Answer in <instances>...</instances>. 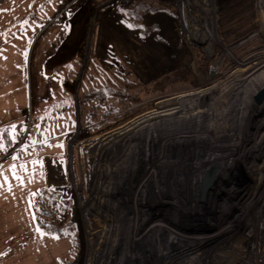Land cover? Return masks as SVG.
Wrapping results in <instances>:
<instances>
[{
    "label": "rangeland",
    "instance_id": "374dc122",
    "mask_svg": "<svg viewBox=\"0 0 264 264\" xmlns=\"http://www.w3.org/2000/svg\"><path fill=\"white\" fill-rule=\"evenodd\" d=\"M160 1L172 10L146 14L157 29L143 35L121 12L132 0H0V209L31 201L46 165L66 264H254L245 235L264 191V94L222 88L264 69V0ZM46 52L70 82L42 77L35 95ZM95 62L145 87L97 133L79 96ZM207 157L223 172H202ZM206 174L214 186L201 191Z\"/></svg>",
    "mask_w": 264,
    "mask_h": 264
},
{
    "label": "trees",
    "instance_id": "16d2710c",
    "mask_svg": "<svg viewBox=\"0 0 264 264\" xmlns=\"http://www.w3.org/2000/svg\"><path fill=\"white\" fill-rule=\"evenodd\" d=\"M156 3L162 5V7H157ZM160 9L167 12H171L172 10L170 4L161 2L160 0H132L131 3L121 8V12L131 26L140 27L142 34L148 35L153 28L157 29V27L155 25H153V27H145L143 19L146 14L156 13ZM93 65L94 67H98V70H96V73L92 71L87 73L88 75L85 76L84 87L81 88L79 96L82 105V125L91 126L92 132L97 133L109 127L113 121L116 122L117 119L122 118L124 113L112 119L113 121H107L114 114L120 112L125 106L128 108L137 103V101L141 99V93L144 91L145 87L135 80L136 78H132L131 76L130 78L128 74L120 70V66H116L112 71L110 70L107 72L102 67L96 66V62L93 63ZM111 101L115 102L118 108L113 106ZM56 109L59 108L56 107ZM70 109H72V105ZM139 109L140 107H134L126 113H133ZM45 140L46 139L41 137L36 138V147L38 148L45 145ZM31 147L32 145L27 148L30 149ZM49 193V190L46 188H41L37 190L31 198L37 224L45 232L67 235L51 220L53 213L50 212L47 214L46 212V208H48L50 203Z\"/></svg>",
    "mask_w": 264,
    "mask_h": 264
},
{
    "label": "crops",
    "instance_id": "0c3cea01",
    "mask_svg": "<svg viewBox=\"0 0 264 264\" xmlns=\"http://www.w3.org/2000/svg\"><path fill=\"white\" fill-rule=\"evenodd\" d=\"M45 57L47 59L43 71L44 76L41 75L37 83L35 95L39 92L42 77L55 82L57 88H62L63 82L64 84L70 82L67 71L65 70L66 74L64 76L62 75L63 67L58 68L59 65L55 66V56H51L46 52ZM70 60L68 58L66 62L61 64H64L65 67ZM47 71L49 72L46 75ZM52 89L54 88L52 87ZM63 93L62 97L59 94L55 95L54 100L58 101L65 97ZM44 168L45 173L41 180L31 187L33 192L41 188L49 190V185L46 182L47 166L45 165ZM29 194L30 192L25 204L23 202L10 203L0 209V264H66L65 261L70 248L69 243L64 246L65 235L45 232L37 224ZM53 237H58V239Z\"/></svg>",
    "mask_w": 264,
    "mask_h": 264
},
{
    "label": "bare ground",
    "instance_id": "6f19581e",
    "mask_svg": "<svg viewBox=\"0 0 264 264\" xmlns=\"http://www.w3.org/2000/svg\"><path fill=\"white\" fill-rule=\"evenodd\" d=\"M264 70V69H263ZM261 71V72H258V71H256V72H252L251 73V75H248V77L247 78H235V79H237V81H241V85H239V84H237V85H239V86H237V85H233L230 89H223L222 88V90H223V93H224V96L226 95H229L230 94V96L231 97H234V94H231V91H235V93L237 92H244L243 94H245L246 96H248L249 98H252L253 99V97H254V95L256 94V92L258 91V89H260L261 88V86H260V84L264 81V71ZM249 74V73H248ZM246 75V74H245ZM244 79V80H243ZM231 82H234L233 81V79L229 82V83H231ZM259 85V86H258ZM264 86V85H263ZM237 95V94H236ZM241 97V96H240ZM251 99V100H252ZM238 100V99H237ZM250 100V102L252 103V101ZM248 101V100H247ZM246 101V102H247ZM231 102H232V99H231V101H229L228 103L230 104V106H231ZM234 102V101H233ZM244 105V104H243ZM211 107V106H210ZM238 108H240V110H241V107H238ZM240 110H238V112H240L241 113V111H243V108H242V110L240 111ZM213 111V110H212ZM209 113H211V114H213V118L215 119V121H216V114H215V111H213V113L212 112H209ZM208 113V114H209ZM218 117V116H217ZM237 117V116H236ZM218 120V119H217ZM196 121H198V119L197 120H195V123H196ZM230 124V123H229ZM213 132V131H212ZM219 133V132H218ZM210 136V135H209ZM149 139V138H148ZM206 141V140H205ZM210 142V141H209ZM211 146H213L212 144H211ZM211 149H212V147H211ZM193 156V155H192ZM198 156H199V154H198ZM201 156V155H200ZM182 157V156H181ZM207 159H208V161H205L206 163L205 164H202V165H199L198 167H200V169H201V171L203 172L204 171V173H207V172H209V171H212V172H215V173H217V174H219L218 173V171L219 172H223V171H221V170H223L224 168H223V165L222 164H220V165H218L219 163V161L218 160H216V161H214L211 157H207ZM227 160V157H225L224 158V161H226ZM183 162V161H182ZM217 164V165H216ZM196 167V166H195ZM180 168H182V167H180ZM197 168V167H196ZM220 168H223V169H220ZM198 170V169H197ZM214 170V171H213ZM181 172V171H180ZM198 173H200V172H198ZM223 231V230H222ZM232 232V231H231Z\"/></svg>",
    "mask_w": 264,
    "mask_h": 264
},
{
    "label": "built area",
    "instance_id": "2783aa9c",
    "mask_svg": "<svg viewBox=\"0 0 264 264\" xmlns=\"http://www.w3.org/2000/svg\"><path fill=\"white\" fill-rule=\"evenodd\" d=\"M14 151H15L14 148L12 150H10L11 153H13ZM262 162L264 163V159L262 160ZM213 186H214V182H212L211 188ZM210 189L207 188L206 191H208ZM247 197H249V196H247ZM248 199L249 198H246V201ZM254 200H256L258 202L256 203L254 201V206L248 214L249 216H251L250 220H253L252 224H250V225H251V229H253L254 233H252V234L247 233L245 235L250 240L249 245L247 246L248 251L246 252L245 257H247V258L252 257L254 264H264V238L260 239L259 237L258 238L256 237L257 234L255 235V230L257 232L258 228H264V218H262V217H264V191L260 192V195H258L257 198H254ZM200 225H202V224H200ZM252 237H255V238H252ZM262 242H263V245H262ZM239 258H241L242 262L244 261L242 258L241 252H240ZM229 261L231 262V260H229ZM227 264H229V262H227ZM241 264H244V263H241Z\"/></svg>",
    "mask_w": 264,
    "mask_h": 264
},
{
    "label": "water",
    "instance_id": "95a60500",
    "mask_svg": "<svg viewBox=\"0 0 264 264\" xmlns=\"http://www.w3.org/2000/svg\"><path fill=\"white\" fill-rule=\"evenodd\" d=\"M264 94V88L263 87H261L260 89H258V91L256 92V94L254 95V98H255V100H260L261 99V97H262V95ZM209 179H210V177H209V175L208 174H206L205 176H204V179L202 180L203 182L201 183V187H202V190L203 191H205L207 188H208V186H209ZM75 208H74V210H73V217L75 216ZM80 254V252L78 251L77 252V256Z\"/></svg>",
    "mask_w": 264,
    "mask_h": 264
},
{
    "label": "snow or ice",
    "instance_id": "6c2138e0",
    "mask_svg": "<svg viewBox=\"0 0 264 264\" xmlns=\"http://www.w3.org/2000/svg\"><path fill=\"white\" fill-rule=\"evenodd\" d=\"M0 35H2V34H0ZM70 67V66H69ZM54 239H58V237H53Z\"/></svg>",
    "mask_w": 264,
    "mask_h": 264
},
{
    "label": "flooded vegetation",
    "instance_id": "af4514ba",
    "mask_svg": "<svg viewBox=\"0 0 264 264\" xmlns=\"http://www.w3.org/2000/svg\"><path fill=\"white\" fill-rule=\"evenodd\" d=\"M201 191H203L202 188H201ZM147 197H148V196H147Z\"/></svg>",
    "mask_w": 264,
    "mask_h": 264
}]
</instances>
